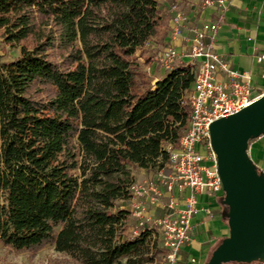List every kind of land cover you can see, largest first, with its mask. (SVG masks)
Returning <instances> with one entry per match:
<instances>
[{"label": "trees", "instance_id": "1", "mask_svg": "<svg viewBox=\"0 0 264 264\" xmlns=\"http://www.w3.org/2000/svg\"><path fill=\"white\" fill-rule=\"evenodd\" d=\"M174 1L0 0V245H50L75 264L164 263L127 202L131 169L167 173L164 145L188 123L190 69L160 73L142 51L162 41Z\"/></svg>", "mask_w": 264, "mask_h": 264}, {"label": "built area", "instance_id": "2", "mask_svg": "<svg viewBox=\"0 0 264 264\" xmlns=\"http://www.w3.org/2000/svg\"><path fill=\"white\" fill-rule=\"evenodd\" d=\"M199 3L202 9L216 14L219 19L223 16L226 0H199ZM168 14V43L151 48L148 56L162 70L176 66L190 69L192 81L184 101L189 108L188 123L175 147L170 143L164 145L168 172L157 170L154 182L134 181L129 186L127 206L131 217L136 219L143 216L148 207H152V211L156 207L162 210L152 215L151 225L158 246L167 251L164 262H173L179 248L193 236L192 218L198 196L202 193L222 195L216 157L209 145V125L251 104L264 94V88L255 93L249 84V74L229 67L212 50L217 22L203 21L189 26V17L177 3L168 7ZM256 60L263 61L264 57L259 55Z\"/></svg>", "mask_w": 264, "mask_h": 264}, {"label": "water", "instance_id": "3", "mask_svg": "<svg viewBox=\"0 0 264 264\" xmlns=\"http://www.w3.org/2000/svg\"><path fill=\"white\" fill-rule=\"evenodd\" d=\"M209 145L227 211V236L207 264L264 263V175L248 157V144L264 135V94L237 113L213 121Z\"/></svg>", "mask_w": 264, "mask_h": 264}, {"label": "crops", "instance_id": "4", "mask_svg": "<svg viewBox=\"0 0 264 264\" xmlns=\"http://www.w3.org/2000/svg\"><path fill=\"white\" fill-rule=\"evenodd\" d=\"M174 3L189 17V26H196L203 21L217 22L212 50L229 67L248 73L249 84L255 93L264 88V60H256L259 55L264 57V0H226L221 19L209 10L202 9L199 0H175ZM167 16L168 25L162 41L157 43L151 38L146 44L149 50L168 43V10ZM148 71H152V68ZM247 154L252 164L264 174V135L248 144ZM139 170L145 173V170ZM218 199L219 195L207 193L198 196L196 212L192 218V238L179 248L173 262L165 261L163 264H204L213 247L228 232L218 213ZM162 201L164 203L166 200Z\"/></svg>", "mask_w": 264, "mask_h": 264}, {"label": "rangeland", "instance_id": "5", "mask_svg": "<svg viewBox=\"0 0 264 264\" xmlns=\"http://www.w3.org/2000/svg\"><path fill=\"white\" fill-rule=\"evenodd\" d=\"M144 56H148L150 53V50L147 46L142 50ZM138 55V53H136ZM139 59V58H138ZM151 64H153L150 61ZM150 68V66H148ZM144 73L151 74V71H146V67H142ZM131 172L134 176L135 182H141V181H155V173L154 172H145L143 173L139 169L132 168ZM152 207H148L147 211L141 216L139 219H136L134 217L130 218V222L133 225V229L135 232H137L138 227H142V225H146L148 227L153 228L151 225V219L153 218L152 215H157L156 212L160 210H157V207L154 208V211H152ZM146 217V218H144ZM223 220V219H222ZM140 223V225L138 224ZM159 245V243H158ZM0 264H75L70 259L67 258V256H64L63 254L56 252L54 248L50 245L43 246L42 248L38 249L35 252H13L2 245H0ZM231 264V263H226Z\"/></svg>", "mask_w": 264, "mask_h": 264}]
</instances>
